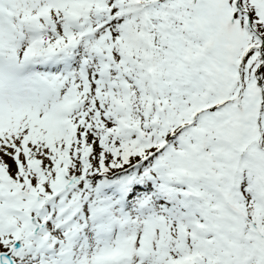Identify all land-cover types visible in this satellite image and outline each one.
Segmentation results:
<instances>
[{"label": "snow or ice", "instance_id": "6c2138e0", "mask_svg": "<svg viewBox=\"0 0 264 264\" xmlns=\"http://www.w3.org/2000/svg\"><path fill=\"white\" fill-rule=\"evenodd\" d=\"M0 264H264V0H0Z\"/></svg>", "mask_w": 264, "mask_h": 264}]
</instances>
